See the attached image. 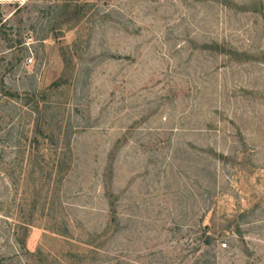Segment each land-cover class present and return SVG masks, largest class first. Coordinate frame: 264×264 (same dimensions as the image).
<instances>
[{
    "label": "rangeland",
    "instance_id": "374dc122",
    "mask_svg": "<svg viewBox=\"0 0 264 264\" xmlns=\"http://www.w3.org/2000/svg\"><path fill=\"white\" fill-rule=\"evenodd\" d=\"M0 264H264V0H0Z\"/></svg>",
    "mask_w": 264,
    "mask_h": 264
}]
</instances>
